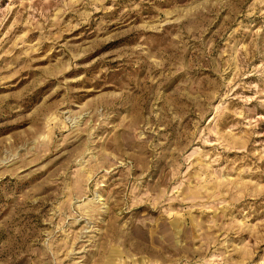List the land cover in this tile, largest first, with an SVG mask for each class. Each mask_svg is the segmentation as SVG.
Here are the masks:
<instances>
[{
  "label": "rangeland",
  "instance_id": "1",
  "mask_svg": "<svg viewBox=\"0 0 264 264\" xmlns=\"http://www.w3.org/2000/svg\"><path fill=\"white\" fill-rule=\"evenodd\" d=\"M0 264H264V0H0Z\"/></svg>",
  "mask_w": 264,
  "mask_h": 264
}]
</instances>
